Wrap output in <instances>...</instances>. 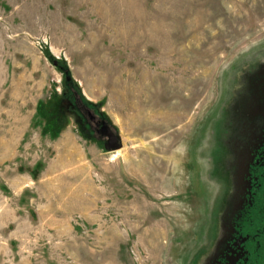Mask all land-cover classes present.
I'll return each instance as SVG.
<instances>
[{
    "label": "rangeland",
    "instance_id": "obj_1",
    "mask_svg": "<svg viewBox=\"0 0 264 264\" xmlns=\"http://www.w3.org/2000/svg\"><path fill=\"white\" fill-rule=\"evenodd\" d=\"M234 241L264 264V0H0V264H221Z\"/></svg>",
    "mask_w": 264,
    "mask_h": 264
},
{
    "label": "flooded vegetation",
    "instance_id": "obj_2",
    "mask_svg": "<svg viewBox=\"0 0 264 264\" xmlns=\"http://www.w3.org/2000/svg\"><path fill=\"white\" fill-rule=\"evenodd\" d=\"M70 82L71 80H67ZM69 97L67 99V102L69 104V109L73 112H75L78 116H80L81 119H83L86 123V127L89 128L91 132H94L101 138L104 144H106L107 138L104 137L102 134H100V131L102 130L104 123H107L110 127L111 125L105 120L102 116H100L98 113H96L89 105L86 104V102L83 101L81 96H79L76 92H72L69 89ZM111 129L114 131V129L111 127ZM115 132V131H114ZM116 133V132H115ZM245 235V236H243ZM250 234H243L240 227L236 228L234 230L233 238L235 240H238L239 238L245 239L244 241H250L249 239L255 240L254 236L251 235V238L249 237ZM241 241V240H240ZM242 243V249L239 248L238 244L239 242H227V249L223 250L220 257V263L221 264H249L248 260L250 258V264H257V262H254V258L250 255V250L247 247V242ZM226 250H228L226 252ZM242 253V254H241ZM244 254L243 260H245V263H242V255ZM249 257V258H248Z\"/></svg>",
    "mask_w": 264,
    "mask_h": 264
},
{
    "label": "water",
    "instance_id": "obj_3",
    "mask_svg": "<svg viewBox=\"0 0 264 264\" xmlns=\"http://www.w3.org/2000/svg\"><path fill=\"white\" fill-rule=\"evenodd\" d=\"M67 80H71V77L67 76ZM100 134H102L104 137L107 138V141L105 144L106 150L108 151L118 150L122 147L120 137L111 129V127L107 123H104V126L102 130L100 131Z\"/></svg>",
    "mask_w": 264,
    "mask_h": 264
},
{
    "label": "trees",
    "instance_id": "obj_4",
    "mask_svg": "<svg viewBox=\"0 0 264 264\" xmlns=\"http://www.w3.org/2000/svg\"><path fill=\"white\" fill-rule=\"evenodd\" d=\"M248 234V233H247ZM247 247L249 248V245H247ZM226 249H227V247H226ZM250 250V249H249ZM228 250H226V252H227ZM256 252H257V250H256ZM242 254V253H241ZM258 254V253H257ZM256 254V256H255V258H256V262H257V264H260L261 262H260V260H259V256ZM243 258H244V254L242 255V258H241V260H242V263H245V260H243ZM249 258V257H248ZM249 262V264H250V258H249V260H248Z\"/></svg>",
    "mask_w": 264,
    "mask_h": 264
}]
</instances>
